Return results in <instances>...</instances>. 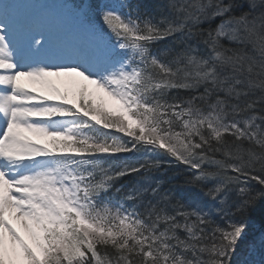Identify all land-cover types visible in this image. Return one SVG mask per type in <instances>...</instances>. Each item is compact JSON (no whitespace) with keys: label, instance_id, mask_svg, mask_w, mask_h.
Segmentation results:
<instances>
[{"label":"snow or ice","instance_id":"6c2138e0","mask_svg":"<svg viewBox=\"0 0 264 264\" xmlns=\"http://www.w3.org/2000/svg\"><path fill=\"white\" fill-rule=\"evenodd\" d=\"M59 7L0 2V264H264V0Z\"/></svg>","mask_w":264,"mask_h":264},{"label":"trees","instance_id":"16d2710c","mask_svg":"<svg viewBox=\"0 0 264 264\" xmlns=\"http://www.w3.org/2000/svg\"><path fill=\"white\" fill-rule=\"evenodd\" d=\"M122 135V134H120ZM127 139V138H125ZM144 159L151 160V157L143 156ZM158 165L157 169L153 172L155 177H159L161 182L167 187H182L183 181L187 177L188 172L184 165L170 163L166 157L156 158ZM130 178L126 177L121 183H128ZM254 183V182H253ZM262 209L257 207L252 213V223L255 228H259ZM258 258V257H257Z\"/></svg>","mask_w":264,"mask_h":264},{"label":"rangeland","instance_id":"374dc122","mask_svg":"<svg viewBox=\"0 0 264 264\" xmlns=\"http://www.w3.org/2000/svg\"><path fill=\"white\" fill-rule=\"evenodd\" d=\"M34 2L40 3V0H34Z\"/></svg>","mask_w":264,"mask_h":264},{"label":"bare ground","instance_id":"6f19581e","mask_svg":"<svg viewBox=\"0 0 264 264\" xmlns=\"http://www.w3.org/2000/svg\"><path fill=\"white\" fill-rule=\"evenodd\" d=\"M1 2H3V0H1Z\"/></svg>","mask_w":264,"mask_h":264}]
</instances>
